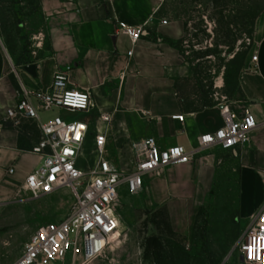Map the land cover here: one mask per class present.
<instances>
[{"label":"crops","instance_id":"1","mask_svg":"<svg viewBox=\"0 0 264 264\" xmlns=\"http://www.w3.org/2000/svg\"><path fill=\"white\" fill-rule=\"evenodd\" d=\"M162 3L163 0H40L41 12L48 21L51 50L48 56L32 63L37 66L33 78L23 71L26 65L11 61L0 44V117L4 119L5 111L15 106L21 84L45 90L53 74L62 71L68 75L69 87L89 92L95 104L91 115L71 116L89 126L83 151L88 149L95 157L94 137L104 134L106 157L127 173L133 166V145L146 138H154L161 149L175 145L186 150L197 148L201 135L223 126L222 107L187 111L180 105L175 83L187 77L186 67L163 38L179 39L182 28L168 21L161 24L165 20L158 18ZM122 27H141L144 33L132 46L124 33H116ZM253 40L257 62L251 63L250 57L249 67L237 78L243 100L226 105L238 113L250 112L259 125L247 145L224 151L235 158L239 170L243 222L264 204V11L256 19ZM130 51L132 55L128 56ZM100 114L109 115L108 125L99 120ZM175 115H183V122L173 120ZM40 120L43 121L41 116ZM22 122L34 125L36 139L19 149L17 135ZM6 129L9 131L0 134L1 191H9L10 185L22 186L42 160L30 152L40 140L35 121L22 119L17 127ZM213 149L218 148L202 152L186 165L144 178L141 194L145 204L166 206L171 226L182 235L190 233L197 209L210 193L218 162ZM92 164L88 167L81 163L78 167L87 170ZM11 167L14 172L8 175Z\"/></svg>","mask_w":264,"mask_h":264},{"label":"rangeland","instance_id":"2","mask_svg":"<svg viewBox=\"0 0 264 264\" xmlns=\"http://www.w3.org/2000/svg\"><path fill=\"white\" fill-rule=\"evenodd\" d=\"M263 11L264 0H163L158 18L182 28L179 39L163 40L178 52L186 67L187 77L175 83L184 110L223 107L243 100L237 78L249 67L255 22ZM0 44L17 64L49 55L51 38L40 0H0ZM52 116L42 114L41 119ZM6 122L0 117V134L9 131ZM21 128L19 149L36 139L31 122H22ZM212 152L218 159L215 178L188 235L173 229L166 206L146 205L143 194L130 196L122 186L116 204L121 234L112 240V250L88 264H240L234 248L250 219L243 222L240 218L239 170L227 152ZM92 160L93 154L82 150L78 164L89 167ZM72 201L66 189L38 200H29L21 185L0 190V264H12L38 226L65 219ZM152 236L160 239L163 252L156 259L145 260L144 241ZM64 264H70V257Z\"/></svg>","mask_w":264,"mask_h":264},{"label":"built area","instance_id":"3","mask_svg":"<svg viewBox=\"0 0 264 264\" xmlns=\"http://www.w3.org/2000/svg\"><path fill=\"white\" fill-rule=\"evenodd\" d=\"M162 25L167 21L162 20ZM134 46L142 37L141 27H122ZM132 51L128 52V56ZM257 62V53L251 56ZM95 104L84 90L69 87L65 72L53 74L45 90H33L20 85L18 101L5 111V121L14 127L22 119L37 123L40 132L38 144L31 153L42 158L40 165L24 179L22 189L29 200H38L68 190L73 198L65 219L38 226L23 244L20 256L12 264H88L112 250L111 242L121 234L117 213L118 190L124 186L130 196L144 190V178L163 169L190 163L194 157L212 148L231 151L250 142L258 128L255 117L248 111L236 112L224 105L221 109L223 126L212 133L200 136L197 148L186 150L182 146L161 149L152 137L133 145V166L130 172L121 171L105 155L106 136L94 137L95 160L90 168L81 170L78 157L89 132L87 123L70 119L76 113L91 115ZM53 113L45 121L42 114ZM183 122V115L172 116ZM105 125L110 122L107 114H100ZM264 126V124H263ZM14 169L7 170L12 175ZM264 191V174L262 176ZM240 264H264V204L252 218L240 240L235 245ZM80 260V263L78 262Z\"/></svg>","mask_w":264,"mask_h":264},{"label":"trees","instance_id":"4","mask_svg":"<svg viewBox=\"0 0 264 264\" xmlns=\"http://www.w3.org/2000/svg\"><path fill=\"white\" fill-rule=\"evenodd\" d=\"M32 63L33 62L31 63L25 62L23 64L29 65ZM162 252H163V246L158 237L152 236V237H148L145 239L144 246H143V258L145 260L154 259V258L156 259L157 257L161 255Z\"/></svg>","mask_w":264,"mask_h":264},{"label":"water","instance_id":"5","mask_svg":"<svg viewBox=\"0 0 264 264\" xmlns=\"http://www.w3.org/2000/svg\"><path fill=\"white\" fill-rule=\"evenodd\" d=\"M36 68H37V66H36L35 64H31V65H26V66H24L22 69H23V71H25L27 74H29L31 77L35 78V77H36ZM5 127H6V128H11V127H12V124L9 123V122H7V123H5ZM234 249H235V248H234ZM230 256H231V254H229V255L225 258L224 262H225ZM240 262H242V258H240Z\"/></svg>","mask_w":264,"mask_h":264},{"label":"bare ground","instance_id":"6","mask_svg":"<svg viewBox=\"0 0 264 264\" xmlns=\"http://www.w3.org/2000/svg\"><path fill=\"white\" fill-rule=\"evenodd\" d=\"M120 226H121V220H119V229H120ZM113 243V242H111ZM118 244H114L113 246H117Z\"/></svg>","mask_w":264,"mask_h":264}]
</instances>
